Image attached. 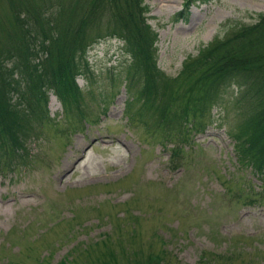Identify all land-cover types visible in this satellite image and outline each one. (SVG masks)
<instances>
[{"label": "rangeland", "instance_id": "obj_1", "mask_svg": "<svg viewBox=\"0 0 264 264\" xmlns=\"http://www.w3.org/2000/svg\"><path fill=\"white\" fill-rule=\"evenodd\" d=\"M34 1L0 0L1 46H17L22 27H29L30 35L39 28L34 27L28 10L33 4L43 14L51 11L54 15L64 7L75 11L87 2ZM183 2L141 0L148 6L146 21L157 33L154 53L160 69L159 88L164 91L162 82L168 76L176 79L172 88L178 85L181 79L177 76L184 70L181 64L188 56L196 58L198 49L206 48L213 38L225 37L239 26L249 27L258 23L259 17L264 18V0H195L187 17L177 20ZM50 21L53 37L57 28L62 31L61 41L70 40L71 33L79 31L78 24L64 18ZM251 33L258 36V32ZM28 43L45 64L48 55L44 52L49 48L39 50L30 37ZM62 45H50L54 58ZM75 51V61L81 64L80 51ZM87 51L93 90L110 93L117 89L118 94L110 101L106 115L92 125L87 120L78 122L77 114L62 121L61 105L51 90L47 92L46 116L62 121V129L47 124L48 117L43 114L35 124L36 131L29 132L23 141L28 148L24 158L11 165L0 164V264H41V259L57 264L64 258L88 264L90 257L83 250L100 243L102 233H108L112 243L122 238L131 243L129 250L135 247L147 254L162 247L160 242L153 245L154 232L173 257L171 264H264V181L253 173L247 160L240 163L231 134L241 131L238 123L244 116L231 107V91L220 104L202 107L214 118L205 132L192 134L186 145L170 137L163 147L154 136L161 132L149 122L144 128L140 122L145 121L133 119L130 123L125 119L127 92L122 75L129 56L121 42L102 38ZM10 57L4 63L8 68L19 59L15 53ZM111 76L118 78L115 85ZM75 82L83 90L90 86L82 76ZM187 82L180 84L183 88L199 86ZM14 86L10 95L17 98L24 88L23 80ZM178 98H183L181 88ZM161 100L169 102L165 92ZM166 115L161 118L164 124L155 119L164 131L174 124ZM188 116V122H194L191 111ZM73 128L76 130L70 138L56 132L70 133ZM165 140L162 137V143ZM180 145L173 162L171 157ZM7 158L4 153L2 160L7 162ZM133 225L137 233L132 237Z\"/></svg>", "mask_w": 264, "mask_h": 264}, {"label": "trees", "instance_id": "obj_2", "mask_svg": "<svg viewBox=\"0 0 264 264\" xmlns=\"http://www.w3.org/2000/svg\"><path fill=\"white\" fill-rule=\"evenodd\" d=\"M31 1L35 3L34 0ZM197 1L205 3L206 0ZM76 2H73L74 5H77ZM193 2L195 0H184L183 8L176 13L177 20L187 17L186 13ZM21 4L22 2L19 3L18 8ZM32 6L33 8L28 7V10L32 13L34 27L39 25L35 33L30 35L29 27H22L15 43L17 46L0 45V164L7 166L24 158L28 148L23 141L29 132L33 134L36 131L35 124H39L44 117L43 114L46 116L49 90L55 94L62 107V121L77 114L78 122L87 120L89 123H95L98 111L105 114L110 101L118 91L115 89L113 92L103 93L101 90H93L92 86L95 82L89 81L88 75H92V72L88 68V62L85 61V55L87 50L93 44L101 42L102 38H115L121 42L122 49H125L129 56L122 75L125 82L124 91L127 92L126 104L123 107L125 118H129L130 122L133 119L137 121L140 119L145 121V125L149 122V126L161 132L154 135L161 142H163L162 137L166 138L165 141L174 137L179 141L178 143L187 144L192 134L205 131L206 126L214 120L209 110L205 112L202 107L209 108L211 105L220 104L231 91V99H229L231 107L234 106L241 116H244L238 123L241 131L236 135L231 134L235 138L234 145L241 159L240 163L247 160L255 170L253 173L264 181V18L262 16L259 17V22L252 26H239L229 31L225 37L213 38L206 48L198 49L196 58L188 56L181 64L184 70L182 69L181 76H177V79H181L178 85L172 88L171 85L176 79L168 76L162 82L166 89L164 91L159 88L160 69L157 67L154 53L157 33L146 21L145 13L148 6L142 4L141 0H87L84 4L80 3L75 11L70 10V7L69 9L64 7L54 15L51 11L43 14L35 4ZM59 17L79 26V31L71 33L72 36L68 41H61L62 31L58 28L56 29L58 34L52 36L54 25L50 18L55 20ZM251 32H258V36L254 37ZM29 37L34 45L39 46V50L44 52L45 47L49 48L50 51L44 52L49 56V63L48 56L43 64L42 60H38L36 50L28 48ZM52 42L63 44L61 49L55 51V58L52 56L50 46ZM75 50L80 51L81 64L75 61ZM12 53L17 54L19 59L8 68L4 63L11 58ZM78 76L88 80L90 84L88 89L83 90L75 82ZM20 79L23 80L24 88L18 92L17 98H14L10 95V89L15 88L14 85ZM110 79L115 85V80L118 78L111 76ZM187 81L199 86L183 88L180 82ZM179 88L182 89L181 99H177ZM163 92L166 93L168 103H162ZM201 102L203 105L200 104ZM190 111L194 116V122L189 123ZM166 113L170 115L166 118H173L174 124L165 132L158 127L155 119L163 123L161 118ZM62 121L56 117L53 119L48 117L46 123L61 128ZM243 127L245 128L242 130ZM61 129H56V132L65 134L66 131ZM162 144L166 145L165 142ZM179 149L180 146L175 149L177 154L172 150L174 155L172 154L171 161L174 162L173 157L179 155ZM4 153L8 154L7 162L2 160ZM129 202L133 204L132 200ZM113 228L118 231L115 225ZM136 229V225H133L132 237L136 235ZM101 235L100 243L94 242V246L91 244L84 250L81 249L90 257L91 261L88 264H171L173 260L162 238L155 232L151 235L154 238L153 245L155 242H160L162 247L155 248L147 254H142L140 249L135 247L129 250L131 243L125 242L122 238L112 243L113 240L108 233ZM67 259H61L57 264H77L76 261ZM40 263L46 264V259H41Z\"/></svg>", "mask_w": 264, "mask_h": 264}]
</instances>
